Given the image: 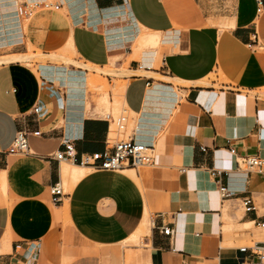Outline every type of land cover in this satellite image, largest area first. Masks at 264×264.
Instances as JSON below:
<instances>
[{
  "label": "crops",
  "instance_id": "1",
  "mask_svg": "<svg viewBox=\"0 0 264 264\" xmlns=\"http://www.w3.org/2000/svg\"><path fill=\"white\" fill-rule=\"evenodd\" d=\"M58 2L25 26L19 0H0V190L12 198L0 206V264H127L117 247L135 234L136 264H256L225 243L264 235L230 239L225 228L263 222L264 0ZM143 33L159 41L154 57L109 69L124 68ZM98 70L126 83L131 136L155 148L153 166H81L107 151L112 128L91 100ZM21 131L42 135H30V154H9ZM65 139L73 164L53 158ZM247 158L262 167L239 164ZM58 183L74 186L55 204ZM245 198L256 212L238 206Z\"/></svg>",
  "mask_w": 264,
  "mask_h": 264
},
{
  "label": "built area",
  "instance_id": "2",
  "mask_svg": "<svg viewBox=\"0 0 264 264\" xmlns=\"http://www.w3.org/2000/svg\"><path fill=\"white\" fill-rule=\"evenodd\" d=\"M261 5V0H257ZM61 3L51 2L42 3L38 5L39 7H44L48 10H59L61 8ZM37 8V6L35 7ZM32 8V9H35ZM23 15L27 18L32 15V9H28L26 5L23 6ZM38 111V110H36ZM108 122L116 124L117 130L113 131L112 128L106 139L107 151L103 154H83L80 158L81 166L89 167L94 171H105V172H120L125 168H142L151 167L155 164V148L153 146H147L143 143L137 142L133 136L126 137L125 131L127 130L128 118L122 116L115 122L112 115L108 114L105 118ZM33 135L35 137H40L42 133L40 131H34L28 133L26 131H21L17 134L15 141L10 147L8 153L14 155H28L31 153L29 137ZM64 150L57 152L53 158L58 162H71L77 161V153L73 142L65 139L63 142ZM109 150V151H108ZM235 154V150L230 151ZM240 165L245 166L246 169H253L255 167H262L263 161L259 158H247L240 159ZM219 192L221 197L228 199L231 197V193L228 188L220 187ZM51 194L53 196V202L55 204L62 202V197L65 196V192L60 183L56 184L51 189ZM241 205L245 213L256 212L257 206L252 198H245L241 201ZM263 222L259 224L264 228V215L262 216ZM174 233L171 229H162V234L166 236H172ZM242 252H250L252 255L258 257V262L256 264H264V244L255 243L251 247H242Z\"/></svg>",
  "mask_w": 264,
  "mask_h": 264
},
{
  "label": "rangeland",
  "instance_id": "3",
  "mask_svg": "<svg viewBox=\"0 0 264 264\" xmlns=\"http://www.w3.org/2000/svg\"><path fill=\"white\" fill-rule=\"evenodd\" d=\"M22 2H24V0H19V3H22ZM53 2H58V0H53ZM42 11H55V10H48V9H45L44 7H39L37 9L36 14H34V16L32 18H30L29 20H26L27 17L25 15H23L24 18H22V21H23L24 25L26 26L28 23H30L33 20V18L39 12H42ZM64 12H66V11H64ZM141 36L143 38V37H146L147 35H146V33H143V34H141ZM139 43L140 42H138L136 47H134L133 56L129 57L128 54H124L123 56H121V59H122L124 65L126 64L124 66V68L122 67V69L116 70L115 67H111L109 69H111L113 72L114 71H120V72L125 71V70H127L129 63H130L129 64V67H130L131 63L133 62L132 60H134V59L141 60L142 54H144L145 52H149V51L155 52V50L160 47V46L157 47L158 45H156L154 47H157V48H151V47L142 48V47H140L141 45ZM127 48H128L127 51L131 52V47L128 46ZM157 51H159V49ZM110 75H112L113 78H115L114 74H110ZM107 76H108L107 72H102L101 70H98L97 76H91V79L89 82L91 96H92L91 100L96 105L95 114L99 115L97 117L104 118V117H106V114L111 113L113 115L114 120H115V117L126 116L129 119L128 120L129 122L127 124L128 126H127V130L125 131V136L129 137L132 135V131L135 128V122L133 119L134 118L133 113H130V115H127V114H124V110H123L124 108H127L125 105V101H124V92L126 89V83H122L121 81H118V80H114V81L111 80V82H109L107 80ZM250 95L255 96V95H257V93H250ZM261 97H264V95L261 94ZM116 121L117 120H115V122ZM116 130H117L116 124H113L112 125V134H113V131H116ZM67 163H70V162H67ZM144 168H148V167H144ZM91 172H93V169H91L90 173ZM63 186H64L65 193H69L71 188L74 185L73 184H68V185L63 184ZM11 201H12V198L10 197V195L4 196L2 191L0 190V206L3 207L4 204L9 205ZM261 203H262V201L260 200L259 201L260 206H261ZM238 206L242 208L241 204H239ZM147 220H148V217L146 215V218L141 225L148 222ZM224 222L227 223V221H224ZM225 232H226L227 238H230V239L240 238V237H242V235L244 233L251 234L252 232L255 234L264 235V230L261 228H259L257 230L254 229L253 227H241V226L238 228H232V225L227 226L225 228ZM134 236L129 240L128 243H124L123 245H120L117 247L118 248L117 250L121 252V255H122L121 257H123V253H124V257L127 261V264H136V261L132 260L134 253H142V254L144 253V247H143L142 241H139L138 238H134ZM144 239H145V237L143 238V240ZM259 240H261V239H259L258 237H254V239H250V236H247V241H240V242H235V243L226 242L225 246L237 247V248L251 247L255 243H257ZM144 243L146 244L145 241H144ZM133 259H135V258H133ZM137 264H138V262H137Z\"/></svg>",
  "mask_w": 264,
  "mask_h": 264
},
{
  "label": "bare ground",
  "instance_id": "4",
  "mask_svg": "<svg viewBox=\"0 0 264 264\" xmlns=\"http://www.w3.org/2000/svg\"><path fill=\"white\" fill-rule=\"evenodd\" d=\"M8 1H10V0H8ZM52 1H50V0H47V1H44V2H35V3H26V2H22V3H20L19 5H18V7H17V12H18V15L21 17V18H24V16H23V12L22 11H24V9H23V6L24 5H26L27 6V8L28 9H32V8H35L36 6H37V8H35V9H32V15L30 16V17H28L26 20H29L30 18H32L33 16H34V14L36 13V11H37V9L39 8V6L38 5H41L42 3H51ZM134 36V35H133ZM132 36V37H133ZM137 37L138 36H136L135 37V40H137ZM115 39V38H114ZM133 41V40H132ZM139 44L141 45L140 47H144V48H146L148 45H154V46H156L158 43H159V41H158V39H150V38H148L147 36L146 37H143L142 38V36L141 37H139ZM144 55L145 56H153L154 55V52H152V51H149V52H145L144 53ZM154 57V56H153ZM145 59V58H144ZM152 59V58H151ZM146 60H147V58H146ZM152 61V60H151ZM147 63H149V62H147ZM124 110V114H127V115H130V110L128 109V108H124L123 109ZM108 114H110V115H112L111 113H108ZM108 114H106V116L108 115ZM113 116V115H112ZM120 117V116H119ZM119 117H115V120H117L118 121V119H119ZM105 118V117H104ZM113 124H115L114 123V121H112V125ZM63 162H66V161H63ZM71 163V162H70ZM73 164V163H72ZM82 167H85V166H82ZM87 168H89V167H87ZM91 169V168H90ZM64 192H65V190H64ZM66 194V193H65ZM261 229H263L264 230V228L262 227V226H259Z\"/></svg>",
  "mask_w": 264,
  "mask_h": 264
}]
</instances>
